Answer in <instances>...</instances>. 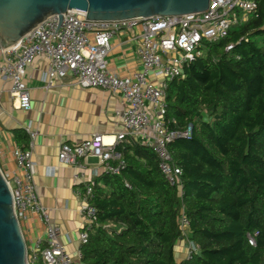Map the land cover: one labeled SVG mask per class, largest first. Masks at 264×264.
Masks as SVG:
<instances>
[{
  "label": "trees",
  "instance_id": "1",
  "mask_svg": "<svg viewBox=\"0 0 264 264\" xmlns=\"http://www.w3.org/2000/svg\"><path fill=\"white\" fill-rule=\"evenodd\" d=\"M257 2L248 21L225 40L204 42L167 86L170 129L193 127L190 139L168 146L182 190L169 184L153 148L117 146L113 165L123 169L96 181V225L80 248L82 264H264V0ZM15 135L25 148V131ZM182 207L199 250L178 262Z\"/></svg>",
  "mask_w": 264,
  "mask_h": 264
},
{
  "label": "built area",
  "instance_id": "2",
  "mask_svg": "<svg viewBox=\"0 0 264 264\" xmlns=\"http://www.w3.org/2000/svg\"><path fill=\"white\" fill-rule=\"evenodd\" d=\"M258 10L257 0H210L203 13L183 16L135 18L122 21H90L87 13L71 10L51 16L28 33L17 46L3 51L0 45V77L11 83V94L19 108L31 109L30 93L25 82L26 72L34 60L45 56L49 62L47 84L71 78L82 89L102 88L113 95H121L123 108L117 113L122 130L115 142L106 143L101 135L76 146L64 145L59 153L63 165L82 167L88 158L98 159L106 172L120 174L123 163L116 147L134 140L154 149L160 170L170 185L182 190V170L175 165L168 146L179 139H190L192 125L185 130H171L166 117L168 84L182 77L183 68L203 53V43L227 39L231 30L248 21ZM140 29L138 57L142 70L133 76L120 77L109 71L107 57L111 40L123 32ZM234 45L227 46L231 52ZM32 140L34 134L29 132ZM33 141L31 148H16L13 152L19 174L9 179L14 209L20 224L29 212L47 224L46 241L40 240L28 251L29 264H78L60 243V229L51 225L46 209L40 203L34 183ZM96 182H87L78 196L82 202L85 224L80 233V248L88 242L89 230L96 225L97 209L93 204ZM128 186V185H127ZM190 223L182 207L180 230L182 246L188 259L199 248L189 240ZM45 243V245H43ZM249 244L255 239L249 236ZM81 251L79 258L81 261ZM82 264V263H79Z\"/></svg>",
  "mask_w": 264,
  "mask_h": 264
},
{
  "label": "crops",
  "instance_id": "3",
  "mask_svg": "<svg viewBox=\"0 0 264 264\" xmlns=\"http://www.w3.org/2000/svg\"><path fill=\"white\" fill-rule=\"evenodd\" d=\"M139 34L141 30L136 29L112 38L107 57L111 73L124 77L142 70L137 53ZM0 60H3L1 53ZM48 70L45 56L37 57L27 69L29 111L19 108L11 94V83L0 77V169L9 179L19 174L13 152L16 148L30 149L33 141L34 183L40 203L48 212L50 224L59 227L60 243L79 264V240L85 218L78 193L106 170L92 157L83 161L82 167L63 165L59 153L64 145L76 146L96 135H101L106 143H114L122 130L117 116L123 108L122 97L102 88H79L71 78L56 80L49 87ZM16 130H24L28 135L25 148L17 143ZM29 132L34 134L33 140ZM21 229L28 251L34 250L40 240L46 241L48 226L35 213L27 214L21 221ZM176 257L178 262L186 257L183 246L178 247Z\"/></svg>",
  "mask_w": 264,
  "mask_h": 264
},
{
  "label": "water",
  "instance_id": "4",
  "mask_svg": "<svg viewBox=\"0 0 264 264\" xmlns=\"http://www.w3.org/2000/svg\"><path fill=\"white\" fill-rule=\"evenodd\" d=\"M210 0H0V45L19 42L51 16L71 10L87 13L90 21L183 16L203 13ZM0 264H29L28 248L16 217L11 187L0 169Z\"/></svg>",
  "mask_w": 264,
  "mask_h": 264
},
{
  "label": "rangeland",
  "instance_id": "5",
  "mask_svg": "<svg viewBox=\"0 0 264 264\" xmlns=\"http://www.w3.org/2000/svg\"><path fill=\"white\" fill-rule=\"evenodd\" d=\"M203 115L205 116L204 113H203ZM203 115H202V116H203ZM202 116H200V118H202ZM182 243H183V242H178L177 246H178V247H179V246H182ZM38 264H41V262H38Z\"/></svg>",
  "mask_w": 264,
  "mask_h": 264
}]
</instances>
